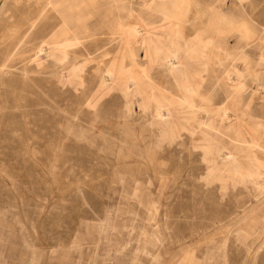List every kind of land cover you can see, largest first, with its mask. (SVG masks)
Segmentation results:
<instances>
[{
  "label": "rangeland",
  "instance_id": "rangeland-1",
  "mask_svg": "<svg viewBox=\"0 0 264 264\" xmlns=\"http://www.w3.org/2000/svg\"><path fill=\"white\" fill-rule=\"evenodd\" d=\"M45 1L0 0V59L8 52L0 70V264H264V174L207 181L202 158L210 142L229 146L231 128L249 127L264 143L256 128L264 119V0H225L219 25L206 11L212 0L188 2L187 39L214 38L229 53L217 52L196 77L195 119L178 112L181 134L161 144L152 110L133 103L127 112L116 83L86 105L119 47L112 0H70L76 12L65 14L78 21L82 43L48 45L37 56ZM124 3V21L135 22L131 8L146 27L125 52L126 68L147 65L153 81L179 96L149 48L174 0ZM224 100H232L231 123L220 134L215 110Z\"/></svg>",
  "mask_w": 264,
  "mask_h": 264
},
{
  "label": "bare ground",
  "instance_id": "bare-ground-1",
  "mask_svg": "<svg viewBox=\"0 0 264 264\" xmlns=\"http://www.w3.org/2000/svg\"><path fill=\"white\" fill-rule=\"evenodd\" d=\"M125 1L126 0H112L117 10L115 17L118 25L119 47L110 66L105 69L103 74L100 76L95 91L91 93V95L88 94L89 96L85 99V102L88 107L90 106L94 108L97 100L101 96L107 94L113 84L116 83L120 93L122 92V95L126 99V111H130L133 103H137L142 112L152 110L151 126L157 132L158 143L161 144L164 141L172 142L176 139V137H178L180 130L183 127V123L181 124L178 119L174 118V116L178 112L186 113L187 115L181 118H183L186 123H189L188 120L195 119V116L197 115V109H195L196 106L192 98V94L195 92L193 84H195L196 77L201 76V73L209 68V65L214 62V59H217V52H221L223 57H226L229 52L226 48H223V46L216 47L214 38L206 41L200 39H198L197 42L189 41L184 30V22L185 7L191 0H174L170 11L162 12L163 20L166 21L167 25H165V28L163 27V29L160 30L161 36L157 37L152 42V47H149L152 49L151 52H153L154 58L163 61V64L166 67L167 75H169L172 81L177 84L179 96L174 95L172 91L159 86L152 80L149 75V69L146 67L147 65L143 66L137 64L134 70L126 68L125 52L128 50L132 53L133 43L135 45L136 41L143 39V36H145L144 28L146 27L143 24L142 14L132 10L131 8H128L129 16L132 17L131 19L135 20V22L127 23L124 21L121 10L125 8ZM224 3L225 0H212V2L207 6L206 11L209 13L211 20L216 25H219L226 20L224 16L225 11L223 9ZM74 6L75 4L73 5L70 0H47L44 2L42 13H40V15H42V18L46 20V35H44V38L41 39L38 47L35 45L37 47L35 51L37 56L42 53H46L48 45H56L62 51H66V49H68L67 47L76 46L82 43V37L79 33V30L81 29L78 21H76V24L72 25L65 14L67 12L74 15L76 12L74 10ZM31 15L35 16L33 13ZM38 19L39 15L35 19L30 20L28 29L32 28L37 23ZM75 19L76 18L74 16V22ZM145 30L147 31V29ZM2 38L3 36H0V40ZM147 39L149 40V38ZM145 43L147 44V41ZM49 51L51 52V50ZM7 59L8 52H3L0 59V70L8 68V65L5 63ZM258 59L259 61L257 65L263 67L264 52L259 55ZM147 60L149 61V59ZM233 79L234 78H232V80ZM257 95L259 96V94L256 93V96ZM254 100L256 101V99ZM231 104L232 100H224L215 110V115L218 118V131L220 134L222 129L224 127H228L231 123ZM199 125H205L209 131L210 129H213V126L206 122H201ZM256 128L261 130L264 135V119L257 122ZM250 129L251 128L249 127L246 128L243 130V133V131H241V129L239 130V128H231L230 133H228L230 138L228 144L229 146L225 144L227 147L210 142L208 146L202 148V158L206 161L208 167V172L205 176L207 181L209 179L212 181L218 180L222 184L227 178L248 181L253 178H259L262 174H264V145H262L264 143L256 144L253 139V133ZM210 134H212V136L214 135L213 132ZM247 135L250 137V142L247 140ZM209 141H211L210 138ZM220 144L222 143L220 142ZM154 146L159 147L158 144H154Z\"/></svg>",
  "mask_w": 264,
  "mask_h": 264
}]
</instances>
